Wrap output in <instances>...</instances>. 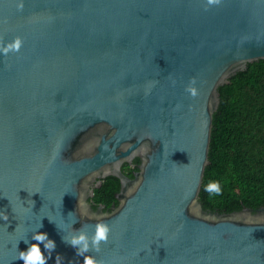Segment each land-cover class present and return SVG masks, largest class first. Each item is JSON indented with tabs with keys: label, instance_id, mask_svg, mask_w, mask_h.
Masks as SVG:
<instances>
[{
	"label": "water",
	"instance_id": "water-1",
	"mask_svg": "<svg viewBox=\"0 0 264 264\" xmlns=\"http://www.w3.org/2000/svg\"><path fill=\"white\" fill-rule=\"evenodd\" d=\"M16 36L20 52L0 55L2 264H23L15 244L41 218L47 264L82 262L46 217L91 235L79 197L111 227L91 253L104 264H264V206L199 200L220 87L264 59V0H0V41ZM109 175L105 212L89 198Z\"/></svg>",
	"mask_w": 264,
	"mask_h": 264
},
{
	"label": "trees",
	"instance_id": "trees-1",
	"mask_svg": "<svg viewBox=\"0 0 264 264\" xmlns=\"http://www.w3.org/2000/svg\"><path fill=\"white\" fill-rule=\"evenodd\" d=\"M140 158L124 163L123 171L132 176ZM217 183L219 195L205 191ZM120 179L109 175L89 198L94 208L118 204ZM210 211L233 212L264 206V59L248 64L229 83L220 87V104L213 114V126L206 166L199 195Z\"/></svg>",
	"mask_w": 264,
	"mask_h": 264
},
{
	"label": "clouds",
	"instance_id": "clouds-1",
	"mask_svg": "<svg viewBox=\"0 0 264 264\" xmlns=\"http://www.w3.org/2000/svg\"><path fill=\"white\" fill-rule=\"evenodd\" d=\"M219 2L220 0H207L209 5L218 4ZM20 7H23L22 3L20 4ZM22 46L23 40L20 36H16L8 42L0 41V55L7 57L10 53H19ZM152 83L154 86L156 81H153ZM173 83H175L174 80ZM185 90L193 97L197 95V88L195 87L194 78ZM205 191L208 192L210 196H212L219 195L221 190L217 183H210L209 185L205 186ZM78 210L81 216L88 215L89 219L96 221L94 231L91 233V235L83 228L76 229L73 226L65 225L62 215L59 222L50 218L49 216L46 217L48 218L49 222H53L56 228L63 233L61 237L62 241L65 244L73 247L78 257H83L82 262L77 261L76 264H104L103 260L97 259V257L91 253L93 251L97 253L100 252L102 242H108L111 227L107 222L104 221L101 214L89 212L88 205L82 197L78 198ZM68 217L72 218L73 225L77 222L75 219L76 215L73 212H69ZM2 218L7 220L8 216L4 215ZM42 227L43 223L41 218L38 227L30 229L31 241L34 242H30L27 235L16 242L15 249L17 255L14 256L13 260H22L23 264H47L48 260L52 259V254L56 249V241L50 238L47 232L39 231V229ZM21 240H23V242L27 245L26 250H19V243ZM41 244H43V252L41 250ZM63 259L64 257L57 253L55 256V264H62ZM0 264H2V262H0ZM69 264H71V262H69Z\"/></svg>",
	"mask_w": 264,
	"mask_h": 264
},
{
	"label": "flooded vegetation",
	"instance_id": "flooded-vegetation-1",
	"mask_svg": "<svg viewBox=\"0 0 264 264\" xmlns=\"http://www.w3.org/2000/svg\"><path fill=\"white\" fill-rule=\"evenodd\" d=\"M139 163H140V162H139ZM139 163L136 164L137 169H134V170H133V172H132L133 175H132V176L129 175L130 177H132V178L134 177V172L138 170V164H139ZM132 166L135 167V164L133 163ZM127 175H128V174H127ZM100 205H102V204H99V205L97 206V208H95V209H98ZM111 206H112V205H111ZM103 210H104L105 212H110V211L112 210V207H110V208H106V209H105L104 206H103Z\"/></svg>",
	"mask_w": 264,
	"mask_h": 264
}]
</instances>
